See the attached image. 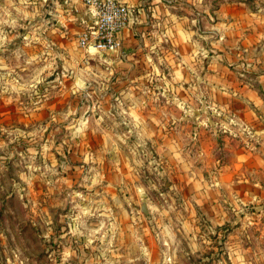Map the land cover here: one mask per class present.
<instances>
[{"label":"rangeland","instance_id":"1","mask_svg":"<svg viewBox=\"0 0 264 264\" xmlns=\"http://www.w3.org/2000/svg\"><path fill=\"white\" fill-rule=\"evenodd\" d=\"M184 1L95 54L0 0V264H264V0Z\"/></svg>","mask_w":264,"mask_h":264},{"label":"built area","instance_id":"2","mask_svg":"<svg viewBox=\"0 0 264 264\" xmlns=\"http://www.w3.org/2000/svg\"><path fill=\"white\" fill-rule=\"evenodd\" d=\"M85 9L78 16V44L90 53L117 50L121 33L128 26L132 7L122 0H81Z\"/></svg>","mask_w":264,"mask_h":264},{"label":"crops","instance_id":"3","mask_svg":"<svg viewBox=\"0 0 264 264\" xmlns=\"http://www.w3.org/2000/svg\"><path fill=\"white\" fill-rule=\"evenodd\" d=\"M48 1L49 3L47 2V0H43V4H41L40 6L44 8L45 12H50L54 15H58L62 21L72 20L73 18L72 13L84 9L81 0H48ZM122 1L128 3L132 7V15L130 22L128 26L121 33L122 39L124 41L131 32L130 27L132 26L135 27L136 25L139 24H145L147 21L152 23L151 24L152 27L160 26L161 23L165 27H168V22H170L175 16V12L173 11V8L180 7V9L184 8L185 11H188L187 10L188 8H185L184 6L186 7L189 6L188 2L184 0H122ZM197 8H198V3L196 5V9ZM184 17L186 16L180 17L181 23H183L184 20H186L184 19ZM243 89L244 88H240L241 91ZM248 91L250 94V99L252 100L253 104L255 106H259L260 107L259 109L264 114V100L263 99L261 100V98L257 97L258 95L254 91L252 90H248ZM222 93H224V91ZM230 94L231 95L236 94L235 88H229L227 95L230 96ZM228 99L229 100L224 101V103L222 101H218V107H222V108L226 107L228 109H234L237 107L240 110L247 108L246 104L241 103L239 100L237 102L240 103H237L235 101L230 100V98ZM223 100H225V98Z\"/></svg>","mask_w":264,"mask_h":264}]
</instances>
